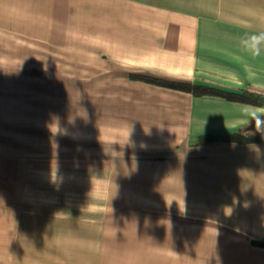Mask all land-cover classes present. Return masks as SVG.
<instances>
[{
  "label": "crops",
  "instance_id": "obj_1",
  "mask_svg": "<svg viewBox=\"0 0 264 264\" xmlns=\"http://www.w3.org/2000/svg\"><path fill=\"white\" fill-rule=\"evenodd\" d=\"M264 0H0V264H264ZM151 77L188 84L190 91Z\"/></svg>",
  "mask_w": 264,
  "mask_h": 264
},
{
  "label": "trees",
  "instance_id": "obj_2",
  "mask_svg": "<svg viewBox=\"0 0 264 264\" xmlns=\"http://www.w3.org/2000/svg\"><path fill=\"white\" fill-rule=\"evenodd\" d=\"M141 79L176 89H184L187 91H190V89L192 88L188 84L176 83L166 80H158L151 77H141ZM202 90L204 92L218 94L228 98H233L238 101H244L259 106H264V95L251 92L248 90H244L241 94L228 93L225 91L216 90L212 88H202ZM263 123H264V114L257 115L254 116L245 127L241 128L235 133L228 134L226 136L204 135L200 138V143H207L217 139H224V140L240 142V143L256 142L259 140V136L257 133L260 131ZM256 243L264 246V241H259Z\"/></svg>",
  "mask_w": 264,
  "mask_h": 264
},
{
  "label": "clouds",
  "instance_id": "obj_3",
  "mask_svg": "<svg viewBox=\"0 0 264 264\" xmlns=\"http://www.w3.org/2000/svg\"><path fill=\"white\" fill-rule=\"evenodd\" d=\"M241 46L252 55H260L262 46H264V32L254 33L246 36L241 40Z\"/></svg>",
  "mask_w": 264,
  "mask_h": 264
}]
</instances>
